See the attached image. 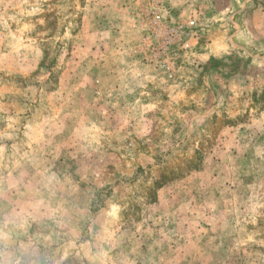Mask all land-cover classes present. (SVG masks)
Instances as JSON below:
<instances>
[{
  "label": "rangeland",
  "instance_id": "1",
  "mask_svg": "<svg viewBox=\"0 0 264 264\" xmlns=\"http://www.w3.org/2000/svg\"><path fill=\"white\" fill-rule=\"evenodd\" d=\"M0 264H264V0H0Z\"/></svg>",
  "mask_w": 264,
  "mask_h": 264
},
{
  "label": "built area",
  "instance_id": "2",
  "mask_svg": "<svg viewBox=\"0 0 264 264\" xmlns=\"http://www.w3.org/2000/svg\"><path fill=\"white\" fill-rule=\"evenodd\" d=\"M151 23H153L152 29L154 30V32H158V34L160 33H165V41L164 45L167 46L171 43V41L173 40V38L177 37L178 35H180L179 31L177 29H173L167 25H165L162 17L159 14H156L153 17V20L151 21ZM194 25V22L190 23V26ZM157 34V36H158ZM172 39V40H170Z\"/></svg>",
  "mask_w": 264,
  "mask_h": 264
}]
</instances>
